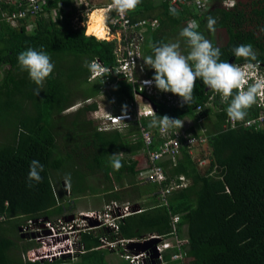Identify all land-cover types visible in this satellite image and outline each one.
Returning a JSON list of instances; mask_svg holds the SVG:
<instances>
[{"label":"trees","instance_id":"16d2710c","mask_svg":"<svg viewBox=\"0 0 264 264\" xmlns=\"http://www.w3.org/2000/svg\"><path fill=\"white\" fill-rule=\"evenodd\" d=\"M70 5L72 0H39L28 9L26 0H0V264H130L113 259L109 250H97L100 240L140 239L151 234L181 242L163 252L164 264H264V128L226 127L228 102L202 81L196 82L189 105L174 104L181 98L156 87V94L142 91L155 114L184 121L176 130L199 137L200 133L193 126L186 128L185 123L188 119L202 123L209 150L203 160L209 164L202 170L184 145L175 164L169 158L161 161L166 174L161 185L141 182L144 167L129 170L125 158H147L148 151L159 150L165 139L160 128L149 127L153 117L110 131L99 130L89 118L90 113L99 111L102 97L106 96L110 110L118 113L117 105L124 107L135 96L130 83L114 72L117 41L91 35V23L86 33L85 8L73 7L72 14H66L63 8ZM169 8L167 0H141L135 11L127 13L132 22H158L156 28L148 26L144 32L143 58L153 54V44L160 43L178 42L186 54L188 47L179 33L190 18L198 21V31L215 45V32L207 28L211 16L216 30L223 28L229 35L227 43L220 46L221 60L245 63L234 56L233 48L250 43L264 66V46L252 32L243 30L246 19L241 11L217 6L200 15L196 9L182 6L173 16ZM74 13L78 14L75 21ZM28 48L47 52L55 65L42 87L18 65V55ZM94 58L113 72L106 78H92L85 62ZM143 69L147 77L154 76V69L145 65ZM114 95L116 106L111 99ZM77 104L76 110L68 112ZM258 113L254 104L245 120ZM142 128L152 133L149 148ZM115 153L123 164L118 171L111 164ZM105 159L110 162L103 164ZM32 160L44 166L39 183L28 180ZM103 173L110 176V188L101 178ZM63 181L68 184V194ZM167 188L172 189L162 201L160 191ZM88 196L96 206L115 201L140 211L120 220L117 231L99 228L82 233L83 253L30 262L27 254L39 245L30 236L32 226H38L40 220L55 223L68 217L76 208L75 201ZM21 229H26L28 236L22 237ZM173 254L182 257L173 261Z\"/></svg>","mask_w":264,"mask_h":264},{"label":"built area","instance_id":"2783aa9c","mask_svg":"<svg viewBox=\"0 0 264 264\" xmlns=\"http://www.w3.org/2000/svg\"><path fill=\"white\" fill-rule=\"evenodd\" d=\"M28 4V9H31V5L36 6L39 0H26ZM170 7H174L175 9L181 8L182 6L189 7L191 9H196L197 13L202 15L208 13L211 8V2L213 0H167ZM229 0L223 1V5L226 7L231 5L229 4ZM111 4V0L104 6L101 11L107 15L106 24L107 28L110 32L116 34L117 47H116V55H117V67L115 68V74L122 76L130 83L133 88L135 100L130 104V107L124 110H121L118 113H114L113 111L98 115L97 122L99 130L101 131H110V130H121L127 126L129 122H134L136 120H140L142 117H153L152 109L150 105L152 104L146 99L141 92L147 91L148 94H156L157 91L155 89L154 83L152 86H146L143 84L145 80H151L145 75L144 72V63H143V55L141 52L142 44L144 42V32L147 30V27L150 26L152 29L156 28L158 22L154 20L151 23H148L146 20H139L137 22H132L128 17L127 13L124 15L118 14L116 11L110 9L109 5ZM196 20L195 18H190L188 20ZM197 21V20H196ZM198 22V21H197ZM233 63V62H229ZM237 64V63H236ZM244 63L240 64L243 65ZM262 66L259 63V68L255 74L260 73V75L264 74L260 71ZM111 70V69H110ZM113 71L111 70V73ZM262 72V73H261ZM254 74V75H255ZM112 88V87H109ZM208 89H210L208 87ZM211 90V89H210ZM111 92L113 93L112 89ZM112 101H115V98H111ZM139 99V100H138ZM171 99V98H170ZM173 101V99H171ZM148 103L147 107H144L142 103ZM183 102L181 99L174 100V104H179ZM255 106L259 110L257 116L249 118L244 121H232L228 119V123L226 127L230 126L231 128H264V96H260L255 103ZM153 108V106H152ZM154 112L155 109L153 108ZM201 110V107H198V111ZM98 111L94 114L97 115ZM159 133L162 138L165 139L164 143L160 146L159 150L148 151L147 154V165L144 169L141 170L139 175V180L141 182H149L155 185H161L166 180V174L164 173L163 167L161 166V161L163 159L169 158L172 160V163L175 164L177 161V157L180 153V149L182 146L186 145L190 152L193 153L192 148L194 145H199L203 140L201 136L196 137L190 134H186L185 131H179L176 129L169 130L167 132H162L159 129ZM142 138L144 140L145 146L149 148L152 144L153 137L150 131L144 130L142 128ZM201 163V162H200ZM180 180L185 182V178L181 177ZM172 188L162 189L160 194L162 196V201L166 200V197L169 195ZM104 214L103 211L93 210L90 213H83L80 215L83 220H92V222H98V225L95 227L106 228L112 231H117L119 229L118 223L120 220L124 219L126 216L132 214V207L128 203H119V202H111L105 206ZM178 218L174 217V222H177ZM69 224L65 221H58L56 224L54 223H46L45 229H37L34 230L36 232V240L38 237H43L46 239H50L49 241H40L41 246L39 248L33 249L31 252L27 254L29 261L31 262H39L40 260H53L52 258H60L62 256H75L77 253H83L84 248L80 245V236L82 233L90 231L91 228H81L80 231L72 236L66 237L64 235V231H73L76 227L75 219L68 221ZM88 227H91L89 224ZM86 229V230H85ZM26 230V229H25ZM40 230L43 233L40 234ZM58 233V236H55L54 233ZM42 239V240H43ZM152 239H158L159 241L156 244H149L146 250H142L140 246H133L130 248L132 244L140 243L141 246H144L145 242L150 241ZM174 241V238H164L157 234H151L144 238H135V239H123L117 238L114 241H111L105 237L100 240V246L97 247V250H110V252H117L116 248L124 251L121 259L128 261L130 264H164L163 260V252L167 249H171L175 246V244H180L181 242L174 243L169 241ZM173 244V245H172ZM46 247V248H44ZM50 252H56L54 255ZM115 252V253H116ZM45 253V254H44ZM49 253V254H48ZM181 254H173L171 256V260L175 261L180 259Z\"/></svg>","mask_w":264,"mask_h":264},{"label":"clouds","instance_id":"9594fccd","mask_svg":"<svg viewBox=\"0 0 264 264\" xmlns=\"http://www.w3.org/2000/svg\"><path fill=\"white\" fill-rule=\"evenodd\" d=\"M197 2L199 3V0ZM140 3L141 0H111L109 7L118 14L124 15L135 11ZM169 12L173 16L179 14L174 7H170ZM215 24V18L209 16L207 28L210 32L216 31ZM198 28V22L191 20L179 33L180 37L186 41L188 47L186 54L180 50L178 42L153 44L151 46L153 54L144 57L143 63L145 66L154 69V76L151 80H145L143 84L152 86L154 83V86L161 92H170L180 97L184 104L189 105L194 98L196 82L202 81L214 93L219 94L223 101L228 102L226 113L230 120L243 121L248 114V109L257 102L260 96H264V75L255 74L259 68L256 51L250 43L241 44L233 48V53L235 57L243 58L245 61L243 65L221 60L220 47L214 45L211 40L198 31ZM17 59L21 70L27 71L29 78L38 87L43 86L46 78L50 77L55 68L50 55L43 50L28 48L21 52ZM85 67L88 68L94 79L106 78L111 73V70L103 66L96 58L91 62L86 61ZM260 68V71L263 72L264 66L262 65ZM39 92L37 90L35 95H39ZM150 107L154 116L149 127H158L162 132L172 129L180 130L183 127L184 121L180 118H171L167 115L158 116L151 105ZM119 156V153L111 155L112 167L117 171L123 167ZM43 170L44 166L38 160H32L28 180L41 182ZM132 213H134L133 210ZM73 219L74 217L71 218V220ZM60 220L71 221L68 217L58 221ZM39 223L38 226L31 228L30 236L32 238L37 235L34 230H44L46 223L52 222L40 220Z\"/></svg>","mask_w":264,"mask_h":264},{"label":"rangeland","instance_id":"374dc122","mask_svg":"<svg viewBox=\"0 0 264 264\" xmlns=\"http://www.w3.org/2000/svg\"><path fill=\"white\" fill-rule=\"evenodd\" d=\"M100 1H102V3H103V5H105V2L107 1V0H100ZM221 5V2L219 1V0H213L212 2H211V8L212 9H214L215 7H217V6H220ZM89 7H90V5L88 4V7H87V9H86V11H85V15H87V13L90 11L89 10ZM211 9V10H212ZM107 15H105V13L102 11L101 12V15H100V13H99V15H94L93 16V19H92V22H91V24H90V26H89V31H90V33H94L95 35H96V37L97 38H99V39H105V40H113L114 38H116V34H114L113 32H110L109 30H108V26H107V24L105 23V21H106V19H105V17H106ZM101 20H103V25H104V27H105V30L107 31V35L108 36H105L104 38H102V37H100V36H102L104 33H99V31H96V30H94L93 28H94V26L95 25H99V27H100V21ZM98 22V23H97ZM32 26L29 28L30 30H32ZM86 31V30H85ZM214 41H215V45L216 46H218V47H220V46H223V45H225L226 43H227V41H228V39H229V35H228V33L226 32V30H224V29H217L216 31H215V34H214ZM264 75V74H263ZM73 83H75V82H73ZM109 89H111V88H109ZM108 89V90H109ZM109 92H111V91H109ZM114 98H115V101H113V103H114V106H116L117 105V97L114 95ZM106 99H107V97L105 96V97H102L98 102H99V111H98V113H97V115H95L94 113H90L89 114V118L90 119H93V120H95V122L98 124V122H97V119H95V118H98V115H101V114H104L105 115V113H108V112H111V110L113 111V109H111L110 110V105H108L107 104V101H106ZM139 100V99H138ZM124 102V101H123ZM142 105L144 106V107H147L149 104L148 103H142ZM79 107V104H77V105H75L74 107H72V108H70V109H68V112H73L74 110H76L77 108ZM130 107V104H128V102L126 101V103H125V106L123 107L122 105H117V109H121V110H124V109H127V108H129ZM186 125H185V127L186 128H189L190 126H193L199 133H200V136H201V139L203 140L199 145H194V147L192 148V151H193V155H194V157H195V159H196V161H199V162H201V163H199V167L202 169V170H205L206 168H207V166H208V164H209V161L208 160H203V158L204 157H207L208 156V153H209V150L207 149V142H206V134H205V130H203L202 128H201V126H202V123H197V122H195L193 119H188L187 120V123H185ZM125 161H126V163H127V166H128V168H129V170H133V169H136V168H138V169H142L143 167H145L146 165H147V163H148V161H147V158L144 156H138V157H136V158H125ZM108 162H110V159H105V161H104V163L103 164H106V163H108ZM91 167H92V165H91ZM144 169V168H143ZM109 174L108 173H103L102 175H101V178H102V180H103V182H104V184H105V186L106 187H109L110 188V186H112V183H110L111 181L109 180ZM112 180V179H111ZM113 185H114V183H113ZM59 186V185H58ZM117 187V186H116ZM75 204H76V208H75V210H72L71 212H69V214L67 215L68 216V218H69V220H71V218L72 217H74V219H75V224H76V229L75 230H73V231H68V232H63L64 233V235H66V237L67 236H69V238L71 237L72 238V236H74V234L75 233H77V231H80L81 230V228H91L90 230H97L98 229V227H95V226H91V227H88L89 226V224L91 225L92 224V220H90V223H89V220H83L82 219V217L80 216V215H82L83 213H90V212H92L93 211V209H95V210H97V211H103L102 212V214H104V211H105V206L106 205H100V206H96L95 205V203H94V200H92V198L91 197H85V198H81V199H78V200H76L75 201ZM106 212V211H105ZM68 224H69V222H67ZM86 230V229H85ZM42 230H40V234L42 235L43 233L41 232ZM22 233L24 234V237H26V236H28L27 235V233H28V231L27 230H24L23 229V231H22ZM54 235L55 236H58V233L56 232V233H54ZM35 239H36V237H35ZM43 237H38L37 238V243L39 244L38 246H34V248L33 249H36V248H39L40 246H41V243H40V241H43L44 243H47V242H45V241H49L50 239H46V238H44L43 240ZM50 242V241H49ZM169 242H172V243H174V241L172 240V241H169ZM173 245V244H172ZM44 248H46V247H44ZM117 249V252L116 251H114L113 253H112V258L113 259H116V260H120V257L121 256H123V254H124V251H122V250H120L119 248H116ZM104 250H106V249H104ZM110 251V250H109ZM29 252H31V251H29ZM116 252V253H115ZM50 253H53L54 255L56 254V252H50ZM27 254V253H26ZM45 254V253H44ZM49 254V253H48ZM113 254H116V255H113ZM52 259H54V258H52ZM40 261H43V262H48V260H40Z\"/></svg>","mask_w":264,"mask_h":264},{"label":"flooded vegetation","instance_id":"af4514ba","mask_svg":"<svg viewBox=\"0 0 264 264\" xmlns=\"http://www.w3.org/2000/svg\"><path fill=\"white\" fill-rule=\"evenodd\" d=\"M219 1L223 10L241 11L246 19L242 27L243 30L252 32L260 44L264 46V0H229L231 5L227 7L223 5L225 0Z\"/></svg>","mask_w":264,"mask_h":264},{"label":"crops","instance_id":"0c3cea01","mask_svg":"<svg viewBox=\"0 0 264 264\" xmlns=\"http://www.w3.org/2000/svg\"><path fill=\"white\" fill-rule=\"evenodd\" d=\"M108 2L106 1L105 2V5H103L102 1L100 0H72V5L68 6V7H64L63 9L65 10L66 14H72L73 12V7H75V9H78V10H82L83 8H85V10L87 9L88 7V4L90 5L89 7V12L87 13L86 16V22H85V28H86V33H87V28L89 26V24L92 22V19H93V16L94 15H101V9L104 8V6H106ZM84 10V12H85ZM75 14V19L73 21L76 20V16L78 15L77 13H74ZM71 16V15H69ZM106 23V21H105ZM96 37V36H95Z\"/></svg>","mask_w":264,"mask_h":264},{"label":"water","instance_id":"95a60500","mask_svg":"<svg viewBox=\"0 0 264 264\" xmlns=\"http://www.w3.org/2000/svg\"><path fill=\"white\" fill-rule=\"evenodd\" d=\"M153 108L155 109L154 106H153ZM62 184H63V186H64V190H65V192L68 194V193H69V191H68L69 188H68V184H67V182L63 181ZM137 211H140V209L137 208V209H134V210H133V212H137ZM97 225H98V222H92V224H91V226H97ZM22 237H24V234H22ZM158 241H159L158 239H152V240H150V241L145 242L144 246H141L140 243H136V244H132V245L130 246V248H133V246H140L142 250H146V248L149 246V244H151V243H152V244H156Z\"/></svg>","mask_w":264,"mask_h":264},{"label":"bare ground","instance_id":"6f19581e","mask_svg":"<svg viewBox=\"0 0 264 264\" xmlns=\"http://www.w3.org/2000/svg\"><path fill=\"white\" fill-rule=\"evenodd\" d=\"M98 23V22H97ZM94 30H96V31H99V33H104L102 36H100V37H102V38H104L105 36H108L107 34V31L105 30V27H104V25H103V20H101L100 21V27H99V25H95L94 26V28H93ZM91 34H94L93 32L91 33ZM95 35V34H94ZM96 36V35H95ZM97 38V37H96ZM99 39V38H98Z\"/></svg>","mask_w":264,"mask_h":264}]
</instances>
